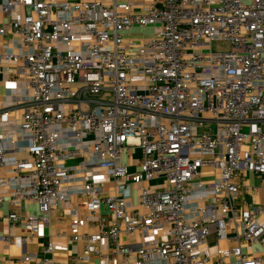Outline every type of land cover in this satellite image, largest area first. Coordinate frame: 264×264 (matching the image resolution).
Masks as SVG:
<instances>
[{
  "label": "built area",
  "instance_id": "2783aa9c",
  "mask_svg": "<svg viewBox=\"0 0 264 264\" xmlns=\"http://www.w3.org/2000/svg\"><path fill=\"white\" fill-rule=\"evenodd\" d=\"M0 5L10 17L0 35L18 39L3 58L17 65L25 95L21 117L8 108L1 123L11 131L0 139V169L11 173L0 186L17 207L12 226L36 235L75 194L88 214L73 211L71 241L105 209L113 219H98L85 251L106 238L115 264H263L254 246H264V0ZM146 28L142 42L132 38ZM216 41L230 49L213 50ZM207 124L216 132H199ZM133 148L137 171L123 163ZM100 171L111 194L94 180ZM160 177L165 186L152 189ZM26 202L41 214H26ZM138 232L144 243L121 242Z\"/></svg>",
  "mask_w": 264,
  "mask_h": 264
},
{
  "label": "crops",
  "instance_id": "0c3cea01",
  "mask_svg": "<svg viewBox=\"0 0 264 264\" xmlns=\"http://www.w3.org/2000/svg\"><path fill=\"white\" fill-rule=\"evenodd\" d=\"M23 11L22 8H18ZM8 17L2 10L0 5V28L7 26ZM143 31V30H142ZM141 30H135L136 33H141ZM145 38L140 36L137 42H142ZM14 41H18L10 32L7 35H0V139L8 137L11 131H7L1 127L2 114L10 110V118H19L22 115L24 106V97L22 91L24 88V79L17 71V65L3 58V53L6 48L14 47ZM16 48V47H15ZM15 48H13L15 50ZM20 144H23L20 141ZM133 154V155H130ZM21 156V154H18ZM128 157L125 159V156ZM123 157V163L131 170L139 169V161L141 158V150L133 148L131 153ZM26 156V155H24ZM9 170L0 169V177H10ZM98 178V180H97ZM252 180H256L254 176H250ZM96 182H103L105 185V195L111 194L113 189V181L105 171H100L95 177ZM153 181H156L155 183ZM149 182L152 189H161L165 186V179L155 178ZM136 187V186H135ZM137 191V190H136ZM0 264H38V260L48 258L51 260L48 264H86L78 259L82 255H87L91 264H115L116 261L110 257L113 247L108 239H103L97 244V251L87 253L85 251L86 241L85 235L97 234L99 231L98 219L101 217L108 223L112 221L113 216L105 209L96 217H93L90 224L85 225L78 232L81 238L78 242L71 241L72 237L77 233L72 229V213L77 211L80 217H85L88 214L85 206V196L71 195L68 204H62L54 210L50 215L49 223L41 225L39 232L36 235H31L20 225L12 226L8 220V215L11 210L16 209L10 203L11 192L8 188L0 186ZM258 199L264 201V189H260ZM135 207L141 211L138 205L137 197L134 199ZM26 214L39 215L41 214L39 205L34 202L24 203ZM18 214L21 211L18 210ZM158 233H153L152 237H157ZM7 238L9 241H5ZM151 238V236L149 237ZM122 243L129 245H138L144 243L147 238L142 233L138 232L133 235L122 234L120 237ZM53 243V250L49 253L45 252V248ZM264 250V246H254V250ZM26 256L32 257L31 260L24 262L22 259ZM36 258H35V257ZM34 257V258H33ZM264 264V262H263Z\"/></svg>",
  "mask_w": 264,
  "mask_h": 264
},
{
  "label": "rangeland",
  "instance_id": "374dc122",
  "mask_svg": "<svg viewBox=\"0 0 264 264\" xmlns=\"http://www.w3.org/2000/svg\"><path fill=\"white\" fill-rule=\"evenodd\" d=\"M135 30H137V29H134L133 31H135ZM138 30L142 31V29H138ZM132 33H136V32H132ZM151 33H152V28H146L141 33L133 34L134 36H132V38H135L138 35L139 36H141V35L148 36ZM212 48L215 51H227L230 49L229 45H227L224 42H220V41L214 42L212 45ZM199 132H201V133H215L216 132V126L214 124H207L203 129H200ZM130 155H133V154H130ZM127 157H128V155L125 156V159ZM97 180H98V178H97ZM153 182L155 183L156 181H153ZM151 237H152V235H151Z\"/></svg>",
  "mask_w": 264,
  "mask_h": 264
}]
</instances>
